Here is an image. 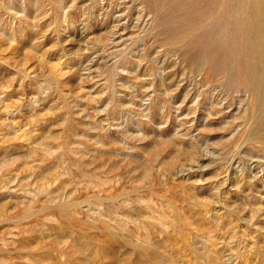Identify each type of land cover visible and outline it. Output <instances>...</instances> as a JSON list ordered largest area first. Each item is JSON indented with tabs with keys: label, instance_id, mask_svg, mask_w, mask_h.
Segmentation results:
<instances>
[{
	"label": "rangeland",
	"instance_id": "rangeland-1",
	"mask_svg": "<svg viewBox=\"0 0 264 264\" xmlns=\"http://www.w3.org/2000/svg\"><path fill=\"white\" fill-rule=\"evenodd\" d=\"M0 264H264V0H0Z\"/></svg>",
	"mask_w": 264,
	"mask_h": 264
}]
</instances>
